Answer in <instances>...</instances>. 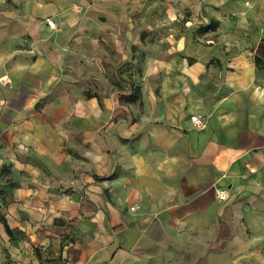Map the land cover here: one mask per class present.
Instances as JSON below:
<instances>
[{"label": "crops", "instance_id": "crops-1", "mask_svg": "<svg viewBox=\"0 0 264 264\" xmlns=\"http://www.w3.org/2000/svg\"><path fill=\"white\" fill-rule=\"evenodd\" d=\"M50 4L73 24L85 7L123 18L135 2ZM13 43L0 42V212L13 232L0 222V264H264L263 42H227L231 78L203 81L194 62L160 91L143 83L141 99L109 83L73 97L70 42H20L23 59L4 51Z\"/></svg>", "mask_w": 264, "mask_h": 264}, {"label": "rangeland", "instance_id": "rangeland-1", "mask_svg": "<svg viewBox=\"0 0 264 264\" xmlns=\"http://www.w3.org/2000/svg\"><path fill=\"white\" fill-rule=\"evenodd\" d=\"M130 1L134 7L123 18L85 7L72 24L61 14H45L50 0H0V42H18L21 48L13 43L4 50L18 59L27 45L20 42H70L77 58H69L62 73L69 94L89 97L114 84L139 99L143 83L160 91L164 83L180 81L181 69L194 62L203 65V81L217 82L225 70L233 77L227 42H263L259 51L264 49V0ZM55 16L60 22L50 28L47 21ZM246 48L254 51V43ZM102 64L104 71L112 67L110 73L101 72ZM36 255L42 259L39 250Z\"/></svg>", "mask_w": 264, "mask_h": 264}, {"label": "built area", "instance_id": "built-area-1", "mask_svg": "<svg viewBox=\"0 0 264 264\" xmlns=\"http://www.w3.org/2000/svg\"><path fill=\"white\" fill-rule=\"evenodd\" d=\"M47 24H48V26H49L50 28H54V27H55V21L52 20V19L48 20V21H47ZM191 121H192L195 125H197V126H199V127L203 125V124H202V121H201L200 118H198L197 116H192V117H191ZM218 198H219V200H221V201H225V200L227 199V190H223V189L219 190V191H218ZM138 209H139V206H133V207H131V210H132V211H136V210H138Z\"/></svg>", "mask_w": 264, "mask_h": 264}, {"label": "trees", "instance_id": "trees-1", "mask_svg": "<svg viewBox=\"0 0 264 264\" xmlns=\"http://www.w3.org/2000/svg\"><path fill=\"white\" fill-rule=\"evenodd\" d=\"M0 222L3 223V225L5 226V229H6L7 233L12 236L13 232L10 229L6 218L4 217V215L1 212H0Z\"/></svg>", "mask_w": 264, "mask_h": 264}]
</instances>
